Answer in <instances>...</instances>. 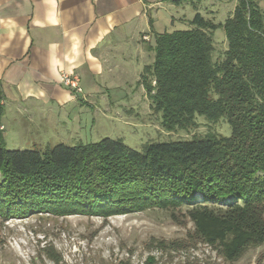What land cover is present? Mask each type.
Listing matches in <instances>:
<instances>
[{
  "label": "trees",
  "instance_id": "obj_1",
  "mask_svg": "<svg viewBox=\"0 0 264 264\" xmlns=\"http://www.w3.org/2000/svg\"><path fill=\"white\" fill-rule=\"evenodd\" d=\"M188 26L156 37L141 83L165 130L190 133L204 118L228 123L231 135L156 142L142 152L110 138L42 151L0 145V218L164 210L182 225L186 211L194 227L186 238L152 240L164 257L204 244L237 264L264 247V5L238 0L224 24L198 11ZM221 27L228 47L219 58ZM146 264L159 263L149 256Z\"/></svg>",
  "mask_w": 264,
  "mask_h": 264
},
{
  "label": "rangeland",
  "instance_id": "obj_2",
  "mask_svg": "<svg viewBox=\"0 0 264 264\" xmlns=\"http://www.w3.org/2000/svg\"><path fill=\"white\" fill-rule=\"evenodd\" d=\"M260 2L264 5V0ZM206 3L205 0L198 4V11L218 24H224L230 12L235 10L234 4L226 3L221 9L218 5L205 7ZM209 9L215 14L208 16L206 11L209 12ZM182 10L189 17L188 21L193 19L195 12L192 7L185 6L179 12L183 13ZM170 23L168 32L189 27L183 24L174 29ZM215 39L216 56L221 58L228 47L222 27L216 31ZM130 52L128 58L132 69H127L130 72L124 74V78L116 73L118 78L111 85L106 79L109 87L102 84L103 88L96 91L97 98L80 100L64 109L42 107V111L36 113L31 121L25 119L23 125L12 123L4 148L42 151L63 143L68 146L90 145L110 138L120 139L129 148L142 152L147 145L156 142L182 141L194 136L206 137L211 133L231 135L228 123L227 132L225 124L206 122L204 118L199 121V127L190 133L165 130L162 115L152 110L151 99L141 83L145 67L152 59L135 51ZM22 117L27 118L28 115ZM179 217L182 225L173 221L171 212L164 210L107 219L46 213L0 218V264H56L57 259V264H146L149 256H155L159 264H224L217 252L204 244L173 255V260L159 253L152 244L153 239H183L189 230L194 229L186 211H182ZM51 249L56 252L53 260L48 255ZM262 252L264 247L251 250L237 264H256Z\"/></svg>",
  "mask_w": 264,
  "mask_h": 264
},
{
  "label": "crops",
  "instance_id": "obj_3",
  "mask_svg": "<svg viewBox=\"0 0 264 264\" xmlns=\"http://www.w3.org/2000/svg\"><path fill=\"white\" fill-rule=\"evenodd\" d=\"M206 2L222 9L238 0ZM185 6L199 10L171 0H0V145L12 123L31 121L42 107L97 98L102 84L109 87L106 79L111 85L116 73L129 74L130 51L152 59L151 65L156 37L170 22L175 29L191 21L179 12ZM63 72L79 76L81 97L63 86Z\"/></svg>",
  "mask_w": 264,
  "mask_h": 264
},
{
  "label": "built area",
  "instance_id": "obj_4",
  "mask_svg": "<svg viewBox=\"0 0 264 264\" xmlns=\"http://www.w3.org/2000/svg\"><path fill=\"white\" fill-rule=\"evenodd\" d=\"M61 83L66 88L70 89L78 98L81 97L84 93L78 75L63 72L61 74Z\"/></svg>",
  "mask_w": 264,
  "mask_h": 264
}]
</instances>
